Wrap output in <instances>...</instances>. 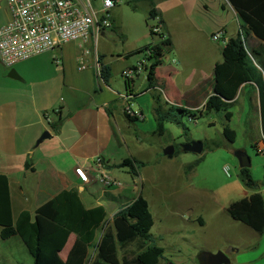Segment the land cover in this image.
Segmentation results:
<instances>
[{"label": "crops", "instance_id": "0c3cea01", "mask_svg": "<svg viewBox=\"0 0 264 264\" xmlns=\"http://www.w3.org/2000/svg\"><path fill=\"white\" fill-rule=\"evenodd\" d=\"M140 1L147 4L149 13L153 9L157 12L163 34L172 42L171 50L164 53L162 64L157 69V89H148L146 92L150 95L149 105L143 108L140 104L135 111L141 117L138 122L154 121L157 129L156 96L162 97L164 103L175 108L194 111L203 107L213 94L215 67L223 62L220 61V55L223 56L225 47L220 46V42H214L212 37L222 32V41L225 42L236 37L242 25L237 12L226 0ZM10 19L5 1L0 0V28L7 25ZM111 30H116L114 22ZM107 32L101 36L100 41L107 36ZM251 41L258 40L250 37ZM99 43L96 46L91 40L84 45L80 42L66 44L13 68H7L0 61V174L9 178L16 219L25 211L35 213L39 207L64 191L77 189L87 208L106 207L113 225L115 215L131 200L124 193L127 188H113L99 197L89 190L92 184L97 183L94 175L99 158L103 160L107 172L118 169L115 167L122 165L125 160L135 159L145 163L139 176L134 177L135 182H144L143 171L148 168V164L131 151L135 145L143 144L144 135L134 131L135 123L127 118L124 96L116 94L110 83L106 85L98 75V69L106 66L98 52ZM83 47H87L91 54L86 59L88 70L81 72L79 59ZM193 51L194 54H210V57L205 61L193 62V58H190ZM215 55L218 58H213ZM127 56L125 59H128ZM56 58L61 60L62 65H54ZM12 70L17 72L19 80L9 78ZM143 73L147 76V72ZM140 75L133 76L129 80V87L127 85V94L133 96L132 104L147 95L135 90V78H140ZM50 83L57 85L55 92L59 88V97L55 100L47 97L49 93L46 87ZM245 89L247 87L242 88L239 96ZM48 114H52L54 122L59 123L58 127L51 132L50 139L37 146L44 132L50 131L45 122ZM260 147L264 148V136ZM79 168L88 172V182L78 175ZM263 189L258 185L254 191L248 189L241 200L261 193ZM235 202L238 201H230L227 206ZM213 206L212 196L193 192V205L180 209L182 213L163 207L168 211L163 219L168 222L171 219L177 220L181 214L183 222L193 224V230L197 231L199 239L204 243L200 248L201 253L196 251L193 255L194 264H203L201 257L204 253L216 254L220 251L229 256L231 264H258L262 258L259 251L264 245V232L259 234L234 221L227 212L228 207L214 212ZM223 212L228 216H222ZM185 214H189L187 221ZM170 223L162 233L168 236L179 235V229ZM155 225L154 219L151 234ZM213 234L219 236L216 243ZM103 235L99 237L97 246ZM70 241V247L67 245V251V247L64 250L63 261L75 237L72 236ZM245 253L259 256L247 260L243 257Z\"/></svg>", "mask_w": 264, "mask_h": 264}, {"label": "rangeland", "instance_id": "374dc122", "mask_svg": "<svg viewBox=\"0 0 264 264\" xmlns=\"http://www.w3.org/2000/svg\"><path fill=\"white\" fill-rule=\"evenodd\" d=\"M130 2L131 4H128V0H120L117 7L110 12L116 30H109L98 47V52L102 55L106 66L111 69L110 85L112 90L123 96L127 95V80L124 72L137 68L144 57L136 55L125 59V56L159 43V38L151 35V27L156 25V22L150 20L147 24L149 17L147 4L140 0H131ZM249 43L256 49L262 46L260 41ZM219 45L223 47L225 42L221 41ZM263 56L264 50H257L256 60L260 61ZM209 57L210 54H194V51L193 56H190L193 58V62L205 61ZM213 58H218V56L215 55ZM222 60L221 54L220 61ZM166 63H170L167 58ZM54 65L56 66L55 63ZM147 85V76L142 72L140 78H135V90L140 94H147ZM55 86L57 87L55 83H50L46 87L49 93L47 97L52 100L59 97V88L55 92ZM149 101L150 95H144V98L133 102V111H137L140 104L145 108L149 105ZM230 112L233 114L231 122L225 120V113L214 114L210 117H198L193 121L190 117L180 116V121L188 129L187 136H184L183 128L176 124H168L165 136L159 137L154 134L156 131L154 121L137 122L134 125V131H140L144 135L145 141L141 146L135 145L131 151L148 164V168L143 171L144 182H135L131 169L128 167L108 171L110 177L123 184V189L127 188L124 193L131 201L142 195L150 203L151 213L156 223L152 234L156 245L165 250L164 258L159 264H194L193 255L196 251L201 253L200 248L204 244L199 239L197 231L193 230V224L181 220V214L178 221L170 220V224L179 229V235L163 234L164 227L170 222L163 219L168 214V211H165L163 207L182 213L179 211L180 209L193 205V192H197L212 196L214 204L212 209L217 212L228 207L230 201H239L245 197L248 188L239 178L241 168L237 153H247L252 164L251 176L258 186L264 188V148L260 147L263 131L258 92L252 86L247 87L240 94L237 103L230 109ZM225 126L235 131L236 140L234 143L228 141L223 135ZM192 142L204 143L205 152L201 155L184 152L174 159L164 156V151L167 148L175 145L183 148L184 145ZM202 158L203 161L200 162ZM197 162L200 163L193 168ZM225 168H228L230 175L226 173ZM94 177L96 176L94 175ZM107 189L100 182L92 184L89 188L98 197L104 196ZM185 215L186 221L189 220V214ZM221 215L228 216L226 212ZM110 227H112V222L108 217L107 223L98 233L95 244ZM215 234L213 236L216 243L219 236ZM71 241L68 247H70ZM135 250V246L128 248L129 252ZM95 252V249L91 251V259ZM64 254L65 252L57 256V260L52 261L61 264L65 258ZM259 255L262 258L258 260V264H264V245L261 247ZM259 255L245 253L243 257L247 260H254ZM0 264H36V262L21 239L14 237L8 241H3L0 238Z\"/></svg>", "mask_w": 264, "mask_h": 264}, {"label": "trees", "instance_id": "16d2710c", "mask_svg": "<svg viewBox=\"0 0 264 264\" xmlns=\"http://www.w3.org/2000/svg\"><path fill=\"white\" fill-rule=\"evenodd\" d=\"M228 1L237 12L242 26L236 37L225 40L223 62L215 67L213 94L201 109L194 111L169 106L163 102L162 97L156 96V134L159 137L165 136L168 124L182 127L184 136H187L188 129L180 121V116L196 120L198 117L225 113V120L231 122L233 114L230 109L237 103L242 88L251 86L258 92L264 136V56L260 61L255 58L257 50H264V0ZM128 4L131 2L128 1ZM156 16L157 12L151 10L147 24ZM151 35H154L152 30ZM250 37L260 41L262 46L253 48L249 43ZM153 46L127 56L130 59L136 55H144L151 49L156 51L146 70L149 90L156 89L157 69L162 64L164 53L171 50L172 42L166 38L157 47ZM111 78V69L104 66L101 79L109 85ZM126 116L131 123L139 121V118ZM58 124V122L54 124V130ZM223 135L231 143L236 140L235 131L228 126L224 127ZM175 150L174 157L184 153L178 145H175ZM200 162L193 165V168ZM145 166V163L131 159L125 160L122 165L115 168L128 167L131 174L138 177L139 171ZM239 178L248 189L257 186L250 169H241ZM227 212L234 221L259 234L264 232V197L261 193L231 204ZM107 219L106 207L87 208L77 189L64 191L39 207L35 213L25 211L16 219L13 214L9 178L0 174L1 240L8 241L19 237L36 264H57L52 260H57V256L64 252L72 236L75 237V241L66 260L61 264H159L164 258L165 250L156 245L151 234L154 217L144 197L140 196L121 208L114 217L112 227L107 229L100 245L97 246L98 242L95 244V241ZM131 246H135L136 250L129 252L128 248ZM93 249L96 251V257L91 259Z\"/></svg>", "mask_w": 264, "mask_h": 264}, {"label": "built area", "instance_id": "2783aa9c", "mask_svg": "<svg viewBox=\"0 0 264 264\" xmlns=\"http://www.w3.org/2000/svg\"><path fill=\"white\" fill-rule=\"evenodd\" d=\"M11 19L7 25L0 28V61L7 67L13 68L17 64L34 57L52 52L70 43L88 44L91 40L97 46L101 36L113 28L110 12L120 3V0H4ZM228 1V0H226ZM156 25L151 27L155 36L159 38L160 45L165 39L159 17L152 18ZM223 33L212 37L214 42H221ZM86 46V45H85ZM83 54L79 59V71L88 70L87 56L91 51L83 47ZM156 51L151 49L143 56L144 59L137 68L124 72L129 80L136 74L147 72L150 60ZM57 66L62 65L60 59H55ZM101 78L102 69H98ZM157 89V88H156ZM162 92V90L159 88ZM163 93V92H162ZM133 96L127 94L123 97L126 102L125 114L132 118H139L140 114L133 111L131 100ZM45 122L51 132H54V120L50 114L45 116ZM60 134L59 131H57ZM96 180L106 186L107 193L113 188L123 189V184L108 175L105 164L101 158L97 159L95 166ZM228 175V168H225ZM78 175L88 182V172L82 168L77 169ZM264 197V189L261 191Z\"/></svg>", "mask_w": 264, "mask_h": 264}, {"label": "water", "instance_id": "95a60500", "mask_svg": "<svg viewBox=\"0 0 264 264\" xmlns=\"http://www.w3.org/2000/svg\"><path fill=\"white\" fill-rule=\"evenodd\" d=\"M9 78L19 80V76L15 70H12L9 74ZM52 137L51 131H46L44 134L41 136V138L37 142V146H39L42 142L45 140H48ZM183 151L187 153H195L198 155H201L204 153L205 150V144L202 142H192L188 143L183 146ZM175 146L169 147L164 151V156L167 157L168 159H173L175 156ZM237 159L240 163V168L241 169H250L252 164H251V159L245 152H239L236 154ZM203 264H231V260L229 256L220 251L216 254L206 252L202 255L201 257Z\"/></svg>", "mask_w": 264, "mask_h": 264}]
</instances>
